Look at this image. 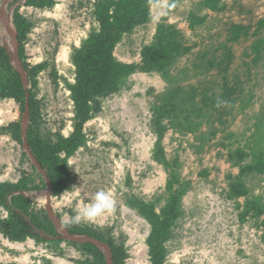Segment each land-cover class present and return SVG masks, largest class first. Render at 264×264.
Wrapping results in <instances>:
<instances>
[{"label": "rangeland", "instance_id": "rangeland-1", "mask_svg": "<svg viewBox=\"0 0 264 264\" xmlns=\"http://www.w3.org/2000/svg\"><path fill=\"white\" fill-rule=\"evenodd\" d=\"M26 1L11 0L4 8L0 43L14 67V17L19 12L29 24L23 41L18 35L29 106L30 96L33 100L28 130L55 143L73 133L74 128L66 136L65 130L69 123L74 126L75 116L69 93L75 70L58 55L67 47L71 57L80 47L77 40L82 44L99 29L98 0H49L43 7ZM149 11L151 20L116 46L118 61L140 64L142 49L154 43L161 25L177 30L191 50L166 72L136 71L119 91L99 99L100 111L84 126L85 143L67 158L69 184L54 194L55 218L65 227L76 224L101 232L107 243L96 241L107 252H112L108 242L122 249L123 264H152L151 224L131 202L152 203L160 213L171 193L169 182L177 175L180 183L172 192L183 191L181 216L163 244L164 264H264V173L240 176L244 166L259 159L264 163V0H151ZM196 19L201 23L193 26ZM236 28H241L237 39ZM176 89H181L177 101L194 94L203 109L195 110L186 98L172 112L167 96ZM4 102L12 103L16 117L0 126V183L26 172L39 187L31 208L48 217L41 172L23 141L15 140L12 131L2 132L11 124L21 128L25 104L22 109L14 98H0ZM158 107H163L161 138L155 122ZM158 145L170 165L156 159ZM240 181L248 193L232 197L231 186ZM99 190L113 193L114 209L93 222H73L77 209ZM56 233L50 242H8L0 236V264H56L59 259L78 264L86 259Z\"/></svg>", "mask_w": 264, "mask_h": 264}, {"label": "trees", "instance_id": "trees-1", "mask_svg": "<svg viewBox=\"0 0 264 264\" xmlns=\"http://www.w3.org/2000/svg\"><path fill=\"white\" fill-rule=\"evenodd\" d=\"M150 1L98 0L95 7V17L99 23V29L90 33L80 47L74 49L71 56L76 74V83L69 88L75 106L73 133L69 137H59L55 143H47L34 136L33 129L29 128L27 134L29 147L42 169L46 171V175L52 183L53 195L63 191L69 184L67 158L85 143L84 126L94 113L100 111L99 99L119 91L136 71L144 73L166 72L178 57L190 52V47L180 41V34L177 30L161 25L158 27L154 43L142 49L140 64H126L116 59L114 51L123 36L151 20ZM26 4L43 7L49 4V0H27ZM207 5L212 6L210 1L207 2ZM200 23L201 20L196 19L193 26ZM14 24L18 31L19 40L23 41L28 32L29 24L19 12L15 13ZM240 30L241 28H236L235 39H237ZM41 68L42 66H39L35 71ZM22 86L21 76L12 66L10 54L0 43V98H14L23 105V109L26 96ZM179 90L181 89H176L170 96H167L170 101L172 100V112H177L179 103L186 98L191 103L194 102L195 110L203 109L195 102L194 94L185 98L183 96L178 97L179 100L177 101L175 94ZM227 96L225 94L223 98ZM32 108L33 100L30 96V109L32 110ZM162 109L163 107L156 109L158 115L155 120L160 138L165 130L161 123ZM8 131H12L14 139L22 143L19 124H11L2 129V132ZM60 153H64L66 157L62 159ZM238 153L241 159L246 157L244 152ZM156 159L166 161V166L170 165L165 158L161 145H158ZM252 172L264 173V163L261 159L256 160V163L244 166L240 176L242 178L245 174ZM43 183L45 184V181ZM178 183H180L179 177L175 175L168 185L171 192L168 202L160 213H157L155 205L152 203L131 202L151 224L152 231L148 244L152 264H164L165 250L163 244L169 238L173 223L181 216L180 202L183 191L172 192L174 184ZM231 189L232 197L246 196L248 193L245 184L241 181L232 184ZM38 190L39 187L34 185V181L26 172H23L22 178L17 183H0V206L9 212L7 220H0V235H3L10 242H24L29 238L37 242H50L52 236L57 235L56 228L49 217L42 218L35 213L31 208V200L24 195L25 192ZM67 229L71 234L89 236L100 242H106L104 235L97 230L82 228L76 224L68 226ZM70 244L93 256V261L86 259L80 264H107L103 256L89 248L97 249L96 247L88 244L86 245L89 247L80 246L76 243ZM108 244L112 248V255L116 264H123L124 251L115 248L110 242Z\"/></svg>", "mask_w": 264, "mask_h": 264}, {"label": "water", "instance_id": "water-1", "mask_svg": "<svg viewBox=\"0 0 264 264\" xmlns=\"http://www.w3.org/2000/svg\"><path fill=\"white\" fill-rule=\"evenodd\" d=\"M10 1L11 0H4L3 4H2V8L0 10V19L3 20L4 22L6 21V17L4 15V8L8 5V3ZM14 33H15V38H14L15 47H14V52H13V62H14V67L16 68L17 72L21 76V80H22V84H23L22 87L24 88L25 96H26L25 110H24L22 125H21V137H22L23 146H24L25 151L27 152L28 156L31 157L36 168L41 172V174L45 180L46 188H47V192H48V202H47V206H46L48 217L53 222L58 233H61L60 229L62 228V230H63V232H62L63 237L62 238L64 240H66L68 242H72V243H76V244H80V245L89 247L84 242V238H87L88 240H91L92 242L96 243L97 245H101V246H104L106 248V246L104 244H101L100 242L96 241L95 239H93L91 237H84V236H80V235H76V234H71L68 231L67 227H65L60 220L55 218L54 202H53L54 195H53L52 183H51L50 179H48V177L46 175V171L42 169L41 165L39 164L37 159L32 154V151L29 147L28 140H27V131H28V125H29V119H30L29 93H28V88H27L28 80H27L26 74H24V72H23V68L20 64V60L18 57L19 56L18 55V31L15 29ZM89 248L92 249L97 254L103 256L107 264H116V260L113 258L111 251L107 252V251L101 250L99 248H97V249L92 248V247H89Z\"/></svg>", "mask_w": 264, "mask_h": 264}, {"label": "clouds", "instance_id": "clouds-1", "mask_svg": "<svg viewBox=\"0 0 264 264\" xmlns=\"http://www.w3.org/2000/svg\"><path fill=\"white\" fill-rule=\"evenodd\" d=\"M114 195L110 191H97L88 203L78 208L73 222L80 223L82 221L93 222L114 209Z\"/></svg>", "mask_w": 264, "mask_h": 264}, {"label": "bare ground", "instance_id": "bare-ground-1", "mask_svg": "<svg viewBox=\"0 0 264 264\" xmlns=\"http://www.w3.org/2000/svg\"><path fill=\"white\" fill-rule=\"evenodd\" d=\"M80 44H81V41L77 40L76 45L80 46ZM58 58L60 61H63L65 64H68L69 66H71L75 70V65L72 62V59L70 57L69 48L62 47V49L58 55ZM71 83H72V85H74L76 83V74L75 73L72 74ZM69 93H71V91H69ZM12 106L13 105L11 102L9 104L6 102L0 103V126L8 123L9 121H11L12 119H14L16 117V115L12 114V112H11ZM72 129H73V127H72L71 123H69L67 130H65L66 136L69 135V131H72ZM56 264H71V263L66 262L65 260L59 259V260H56Z\"/></svg>", "mask_w": 264, "mask_h": 264}, {"label": "crops", "instance_id": "crops-1", "mask_svg": "<svg viewBox=\"0 0 264 264\" xmlns=\"http://www.w3.org/2000/svg\"><path fill=\"white\" fill-rule=\"evenodd\" d=\"M16 177V176H15ZM22 178V176H19V177H17L15 180H13L12 182L10 181L9 183H17L20 179ZM43 180H44V178H43ZM45 181V180H44ZM46 184V183H45ZM24 195L27 197V198H29L30 200L33 198H39L38 197V192L37 191H30V192H25L24 193ZM36 200H38V199H36ZM31 204H33V202H32V200H31ZM62 233V232H61ZM76 235H78V234H76ZM3 236V235H2ZM80 236H83V235H80ZM4 237V236H3ZM85 237V236H84ZM28 240V239H27ZM27 240H26V242H27ZM26 242H21V243H26ZM33 242H34V239H33ZM84 242L86 243V244H88V245H91V246H93V247H96V248H99V249H101V250H103V246H101V245H97L96 243H94V242H92L91 240H88L87 238H84ZM70 243H72V242H70ZM78 245H80V244H78ZM81 246V245H80ZM83 246V245H82ZM80 252L79 253H81V252H83L82 250H79ZM108 252H109V250H108ZM84 253V252H83ZM85 255H86V259H90L91 261H93L94 259H93V256L92 255H90V254H87V253H84ZM90 256L92 257V258H90ZM86 259H84V260H82V261H85ZM81 261V262H82ZM33 264V263H32ZM44 264H49V263H44ZM72 264V263H71ZM78 264H80V263H78Z\"/></svg>", "mask_w": 264, "mask_h": 264}, {"label": "built area", "instance_id": "built-area-1", "mask_svg": "<svg viewBox=\"0 0 264 264\" xmlns=\"http://www.w3.org/2000/svg\"><path fill=\"white\" fill-rule=\"evenodd\" d=\"M9 218V212L6 208H4L3 206H0V220H7ZM1 237H3L2 235H0ZM4 238V237H3ZM30 238L27 240L28 242ZM7 241L9 242V240L7 239Z\"/></svg>", "mask_w": 264, "mask_h": 264}]
</instances>
